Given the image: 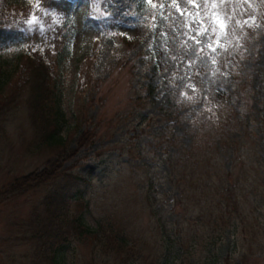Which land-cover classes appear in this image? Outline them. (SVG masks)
<instances>
[{"label":"rangeland","instance_id":"374dc122","mask_svg":"<svg viewBox=\"0 0 264 264\" xmlns=\"http://www.w3.org/2000/svg\"><path fill=\"white\" fill-rule=\"evenodd\" d=\"M60 41L66 145L31 146L28 84L0 107V186L59 165L0 194V264H48L47 241L60 238V264H264V0H0V57L34 47L52 57ZM212 92L227 95L211 110L232 107L234 129L218 131L221 119L215 133L186 130L206 121L186 112ZM83 128L93 135L78 147ZM215 174L222 196L206 199L199 181ZM52 191L65 195L60 224L44 203ZM109 226L125 241L110 244Z\"/></svg>","mask_w":264,"mask_h":264},{"label":"trees","instance_id":"16d2710c","mask_svg":"<svg viewBox=\"0 0 264 264\" xmlns=\"http://www.w3.org/2000/svg\"><path fill=\"white\" fill-rule=\"evenodd\" d=\"M70 54V49L66 45V43H63V41L59 42V45L55 48L54 54L52 57H49L47 53H45L42 48L34 47L33 49L27 50V51H21L14 55L11 58L7 57H0V107L3 105L6 106V108L3 111L9 110L8 106H11L15 103V100L17 99L18 95L22 92L23 87L28 84L29 87V95H28V103H29V113L31 116V121L33 124V128L35 131L34 138L32 140L31 146L35 148H59L61 146L66 145V137L65 133L61 132V126L64 124L66 116L64 113V110L62 108V94L59 86H57L58 82V76H57V70L58 67L67 59V57ZM26 63L29 66V74L27 75L26 79L23 80L22 76H19V71L22 67V64ZM235 68V67H234ZM232 70L234 72L236 69ZM234 78H237L236 75ZM224 91V90H223ZM238 91V90H237ZM216 93V94H215ZM241 92L238 93L237 97H240ZM217 95L223 96L224 99L227 95H225L223 92H212L207 93L205 95V99L200 100V105H196L191 110L188 108L187 114H189L190 119L193 121L197 118V116L201 114H205L206 121L202 124H195L193 128L186 129L190 131L191 129H195L196 133L203 134L206 131L215 133L216 129H214V125L216 128V125L220 123V120L224 121L222 129L218 131H225L226 129L233 130V120L235 119L233 115V119H231L229 116L232 114L233 108L231 109L226 106V111L223 114H216L219 115L218 117L215 116L214 113H212L211 107L214 106V104L218 103L214 101L212 98L216 97ZM236 95V93L234 94ZM222 97V98H223ZM222 103V102H221ZM231 106V105H230ZM241 110L243 109L242 106L237 105ZM191 110V111H190ZM176 110H174L175 112ZM180 112L179 115H176L175 117L178 118V116L185 114V112L180 111V108L178 109ZM228 111V113H227ZM231 113V114H230ZM229 115V116H228ZM146 124V121L144 122L143 117V126ZM230 124V125H229ZM232 128V129H231ZM175 135V133H172ZM184 134V131L182 132ZM91 135H93L92 131L88 128H83L79 131V134L76 139V145L83 146L85 145L91 138ZM179 137V134H176ZM181 135V134H180ZM166 145V146H165ZM164 149L161 150H168L166 149L167 145L165 144ZM163 146V145H162ZM194 147H197V144L190 143L187 145V148H181L178 150L179 154L182 156H185V161L190 159L192 155L194 154ZM160 149V148H156ZM160 150V152H161ZM74 151V150H73ZM72 151V152H73ZM163 152V151H162ZM184 153V154H183ZM73 154V153H71ZM55 158L48 159L46 162V165L42 167L41 169L37 171H30L23 175H18L13 177L11 181L6 182L2 186H0V194H11L14 192H18L20 190H23L27 187L35 186L38 183L43 182L45 179H47L53 172H56V168L59 165H56ZM204 163V161H202ZM176 164L175 160L170 163V166H173ZM180 164V163H179ZM201 164V163H200ZM149 163L147 166H143L144 170H147ZM181 168L185 169L184 164H180ZM191 167V166H190ZM192 168H195L192 167ZM193 170V169H192ZM197 171H201V173H209V170L207 169H199ZM54 172V174H55ZM217 173V171H215ZM198 176L199 175L197 174ZM216 180L211 182L209 178L207 179H201L200 184L203 186L202 192L200 193L203 197L206 199H212L214 195H220L222 194L219 191L220 185H219V176L218 174H215ZM145 178H149V175L146 174L144 176ZM218 177V178H217ZM82 178V176L78 177ZM196 185V182H195ZM149 206L152 205L151 200L154 199V196L147 195V193L144 195ZM75 199L81 198V195H75ZM65 195L60 193L59 191H52L49 192L44 197V203L46 210L49 214V217L53 221H57L58 224H60L61 215L65 219V211L63 210L62 203L64 202ZM52 205L56 206V208H53ZM150 213L152 215L155 214V211L150 210ZM155 217V215H154ZM156 218V217H155ZM74 226H76L78 229L88 231L90 233H95L97 230L95 228H90L82 225V222L79 217H73L72 219ZM54 237H62L63 232L59 231L57 228L53 229ZM105 232L108 234L109 243L111 244V240L117 245L120 244V242L125 241L124 236L119 234V231L115 232L109 226L105 230ZM144 242V240H143ZM61 238L60 241L54 245H52V241H47V248L48 251V264H60L59 262V254L58 249L60 250L61 245Z\"/></svg>","mask_w":264,"mask_h":264},{"label":"snow or ice","instance_id":"6c2138e0","mask_svg":"<svg viewBox=\"0 0 264 264\" xmlns=\"http://www.w3.org/2000/svg\"><path fill=\"white\" fill-rule=\"evenodd\" d=\"M224 25H223V23L221 22V27H223Z\"/></svg>","mask_w":264,"mask_h":264}]
</instances>
